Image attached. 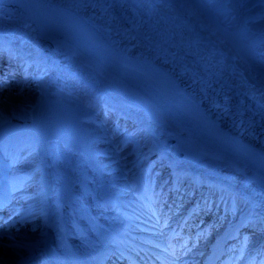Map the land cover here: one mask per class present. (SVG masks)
<instances>
[{
    "label": "bare ground",
    "instance_id": "bare-ground-1",
    "mask_svg": "<svg viewBox=\"0 0 264 264\" xmlns=\"http://www.w3.org/2000/svg\"><path fill=\"white\" fill-rule=\"evenodd\" d=\"M59 3L77 7L87 16L102 18L107 35L124 52L145 56L177 74L183 69L185 77L192 84H198L196 81L202 84V89L193 91L199 93L207 105L206 111L228 129L264 147V94L261 89L252 85L246 70H243L244 77L230 71L212 52L201 47L192 33L171 22L166 17L168 14L162 11L163 5L153 0H60ZM111 8H114V12ZM98 9L103 15L108 12L109 17L96 13ZM16 14L0 6L1 62L5 59L11 68L19 72L18 75H9L6 85L0 84V121L4 116H10L13 104L29 102L36 97L40 76L58 77L78 88L89 102L97 105L102 117L109 123L115 124L119 118L131 126L143 143L147 166L114 165L112 161L105 165V170L111 174L110 180L102 185L96 183L95 187L103 186L100 193L86 199L92 210L94 205L97 207L96 215L105 225L88 237L85 228L78 226V223L84 222L88 226L92 223L87 224L82 220L81 216L86 214H81L79 206L77 224L73 228L74 222L65 213L67 203H62L59 192L65 182L80 185L83 175L98 178L99 173L90 164L73 168L69 153L88 161L87 156L68 149L63 141L51 143L45 137L40 148H34L26 155L29 162L23 163L25 160L19 159V162L13 163L14 169L20 176L33 170L37 171L36 174H43L46 167L56 171V205L60 216L66 217L69 226L68 232L60 233H66L71 238L65 246L46 240L45 236H56L59 231L43 233L52 207L44 189L46 181L42 182L38 175L31 181V184H35L33 190L24 183L12 194L0 195V201L8 202L0 220V246H4L0 250V264H135V250L144 252L138 258L142 264H154L155 258L161 260L162 264L175 261L176 258L164 252L165 247L173 252L181 250L183 254L177 255V258L183 260L182 264H215L214 259L220 255L223 257L222 264L239 256L246 257L247 264H264V179L227 166L225 160L203 144L178 136L172 130L173 123L145 97L135 93L122 81L115 83L114 77L101 71L96 63L86 62L84 56L64 42L40 37L31 25L24 24L20 15ZM236 22V19L226 20L220 28L231 35ZM242 53L245 61L263 69L252 61L253 56L249 52L244 53V48ZM178 60L185 61L187 65ZM9 120L6 118L0 122V137L16 127H22L21 123ZM131 148L129 146L124 151L128 152ZM179 152L183 153L182 158L177 157ZM9 156L11 162L17 158L15 151L9 152ZM153 167L155 172L145 189L142 187L143 175L149 174ZM211 181L221 186L218 191L214 190ZM151 188L156 194L148 192ZM169 190H175L177 195L173 201H169V192L167 203H164L159 192ZM205 196L221 202L222 207L216 211L213 209L204 222L192 226L195 208L204 205ZM181 198L185 202L179 206ZM19 199L26 201L22 204L26 205L24 208L36 202V206L29 210L36 209L37 212L32 215L42 218L40 231L36 221L30 222L28 229H21L26 220L24 217L16 218L21 213L20 209L14 214L15 218H6L13 216L11 211L17 208ZM106 203L121 209L123 215L115 219L112 212L102 211ZM71 206L68 205L66 209ZM74 209H77L76 203L71 208L73 215ZM162 211L170 214L171 219L168 220ZM150 212L155 214L156 223L144 226L145 218L152 216ZM55 218L56 215L52 221ZM188 218L191 220L185 222ZM186 223L188 225L185 227ZM196 235L201 236L194 239ZM125 237L130 242L124 243L123 250L119 249L118 245ZM39 243L36 255L30 249ZM191 245L195 248L194 252L189 253L183 248H190ZM123 254L130 258H126L129 263L119 262Z\"/></svg>",
    "mask_w": 264,
    "mask_h": 264
},
{
    "label": "rangeland",
    "instance_id": "rangeland-1",
    "mask_svg": "<svg viewBox=\"0 0 264 264\" xmlns=\"http://www.w3.org/2000/svg\"><path fill=\"white\" fill-rule=\"evenodd\" d=\"M156 1L167 8V18H170L174 22H178L181 27H184L185 30H187L189 33H192L194 38L199 43L210 48L212 53L215 52L216 55L221 59L223 66L227 67L228 69L231 68L233 72L238 73L241 77H244V73L242 71L244 68L254 80L255 86H259L260 88L264 89V76L257 72L255 73L252 69L247 67L244 62L240 61L241 58L238 56L232 45L223 37L222 34L216 31V29L210 24L208 18H206L200 12V10L190 2V0ZM241 1L242 0H219L216 3V9L218 11L219 18L222 19V21L236 19V17L233 16L238 12L237 9ZM183 10L188 12L189 15L193 16L192 18H194L196 21H191L188 17V14H185V11ZM244 17L245 21L243 20ZM240 25H242V31L240 32L242 39L248 44L252 45L256 56H259L260 60L264 63V0H257L247 4V7L243 10ZM201 28H205L207 30L201 32ZM0 66L2 67L1 63ZM1 67V76H6V70ZM4 79L5 78H3L2 81ZM38 86V93L33 100L29 102H17L16 104H13L10 116H4L0 121L2 122L3 120H6V118H10L8 122L12 121L13 123H21L22 125V127H16V129L0 138L1 156L3 154V149L7 146L11 148L15 147L16 150L17 148H20L22 145H24V150H17L20 152L21 156H23L24 153L29 151L27 148L34 149L37 147L45 135H47V138L50 140L49 142L52 143L61 140L63 138L60 134L61 123V125L71 134L70 137L72 141H69L67 137L63 138L64 143L69 149L80 150L81 152L86 153L88 157V153L85 150L87 147L89 151L90 149L94 151L95 156L98 159L99 156H103L105 161L112 160L114 164L118 165H136L138 162H141L140 165L142 167L146 165L143 152V143H138L134 146L133 151L130 150L128 154L124 155L123 151L125 147H127L130 142H137L136 137L134 138L127 135V129H122L118 125L107 128L102 123L98 115L95 117L93 114L94 112L92 113L93 110L83 106L85 103L82 101L80 96L77 95V93L66 88L57 79L51 82L48 76L42 75L38 81ZM50 98L61 103V109L64 114L63 118L59 116V125L56 127H54V119L57 117V114H59V108L57 109L56 105H52L50 103ZM70 106H72V110L69 109ZM83 115L89 117L85 118V121H83ZM92 125L94 127H92ZM85 127H89V129H86ZM72 129L74 130L73 132ZM78 132L83 134L90 146L85 143V141L79 136ZM92 134H94L95 137L92 136ZM96 141H98V144H95L96 146H92L91 144L95 143ZM105 143H108L107 148L103 153L104 155H101L99 146L104 145ZM89 162L92 164L94 163L98 171L101 172L95 159L93 162L91 160H89ZM100 162L102 161L100 160ZM105 175L101 174V177L99 175L98 178L104 179ZM16 176V172L5 168L0 163V189L3 187L6 188V183ZM24 178H26V176H24ZM98 178H90L88 176V179L91 181H96ZM82 181V188L78 190L75 186L78 193L74 190L75 197L72 199V201H76L77 204H79L80 209H82L81 214H86L83 217L86 219L89 218V223H92L90 228L92 231H94L104 226V222L98 221L97 218L92 217L90 213L95 211L96 208L94 207L96 206L94 205L92 210L90 205L86 202V199L100 193L103 186L99 188L91 186L88 184L86 177H82ZM99 182L101 184L103 183V181L100 180ZM32 188L30 190H32ZM70 188L73 190L71 186ZM96 205L98 206V204ZM119 213L122 214V212ZM119 213H117V215H120ZM27 219L30 218H25V220ZM33 221L36 220L33 218L30 221H26L21 229H28V225ZM39 247L40 243L35 246V248H31L30 251L38 253ZM1 249H4V246H0V250Z\"/></svg>",
    "mask_w": 264,
    "mask_h": 264
},
{
    "label": "water",
    "instance_id": "water-1",
    "mask_svg": "<svg viewBox=\"0 0 264 264\" xmlns=\"http://www.w3.org/2000/svg\"><path fill=\"white\" fill-rule=\"evenodd\" d=\"M179 157H180V154H179ZM67 225L68 223L67 222H60L59 224H56V228L60 229V230H66L67 229Z\"/></svg>",
    "mask_w": 264,
    "mask_h": 264
}]
</instances>
